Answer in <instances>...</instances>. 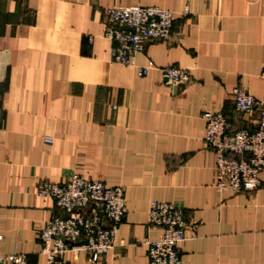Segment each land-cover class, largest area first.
<instances>
[{
  "label": "crops",
  "instance_id": "0c3cea01",
  "mask_svg": "<svg viewBox=\"0 0 264 264\" xmlns=\"http://www.w3.org/2000/svg\"><path fill=\"white\" fill-rule=\"evenodd\" d=\"M114 4L175 12L133 65L112 62L102 36ZM166 65L187 82H168ZM263 74L264 0H0V254L45 263L39 230L62 212L36 185L78 174L123 190L114 243L94 264H146L143 240L160 231L149 200L182 209L181 264H264V171L251 192L217 191L200 117L218 110L229 131L253 128L256 109L235 111L231 88L257 102ZM63 259L88 264L82 252Z\"/></svg>",
  "mask_w": 264,
  "mask_h": 264
},
{
  "label": "built area",
  "instance_id": "2783aa9c",
  "mask_svg": "<svg viewBox=\"0 0 264 264\" xmlns=\"http://www.w3.org/2000/svg\"><path fill=\"white\" fill-rule=\"evenodd\" d=\"M186 12L184 8L179 14ZM103 14L102 36L112 42L110 60L133 65L134 55L146 42L169 36L175 12L159 6L114 4ZM148 69L147 65L136 66L135 74L145 75ZM161 71L172 84L188 80L186 69L166 65ZM231 97L237 112L256 109L253 128L229 131L220 111H203L201 140L213 152V187L219 192H251L258 187V175L264 171V85L257 102L238 85L231 88ZM35 192L51 198L62 212L50 216L39 230V251L45 256L44 264H66V252H82L88 264H94L112 247L117 225L126 211L120 186H107L102 181L72 174L60 183L40 180ZM146 217L150 226L160 230L156 238L143 240L146 264H181L179 245L186 239L182 209L171 202L149 200ZM0 264L32 263L24 254L14 252L0 254Z\"/></svg>",
  "mask_w": 264,
  "mask_h": 264
}]
</instances>
